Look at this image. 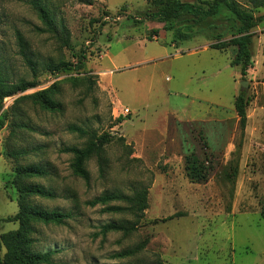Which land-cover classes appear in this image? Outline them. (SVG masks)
<instances>
[{
	"label": "rangeland",
	"instance_id": "rangeland-1",
	"mask_svg": "<svg viewBox=\"0 0 264 264\" xmlns=\"http://www.w3.org/2000/svg\"><path fill=\"white\" fill-rule=\"evenodd\" d=\"M33 1L53 15L56 33L46 30ZM147 1L0 0L1 76L34 83L0 108V233L18 226L8 221L18 210L15 167L39 164L48 174L26 182L56 196L29 202L71 215L58 225L34 224L33 249L56 251L50 264H264V8L239 2L256 19L251 65L241 75L239 65H230L235 46L209 47L242 25L224 4L194 26L184 23L181 31L190 36L179 38L146 17ZM25 57L35 62V74ZM60 61L69 66L45 69ZM47 88L53 110L35 101ZM241 91L242 134L234 109ZM125 107L130 113L118 118ZM102 135L107 141L84 164L86 182L62 149ZM11 151L24 153L13 158ZM140 187L147 188L148 207L137 229L101 234L102 224L136 218L87 202ZM141 242V252L111 257Z\"/></svg>",
	"mask_w": 264,
	"mask_h": 264
},
{
	"label": "trees",
	"instance_id": "trees-1",
	"mask_svg": "<svg viewBox=\"0 0 264 264\" xmlns=\"http://www.w3.org/2000/svg\"><path fill=\"white\" fill-rule=\"evenodd\" d=\"M82 4L90 5L92 0H78ZM198 3H189L180 0H148V9L146 17L152 20H158L163 23L164 30H175L179 38H188L190 33L181 31L182 25L187 22L190 26L208 18L217 13L218 7L224 4L228 10L233 12L242 22L236 33L228 40L221 41L218 35V42L212 43L209 47L214 49H222L231 44L236 47V52L231 59V66H240L241 75H245L248 67L251 65V37L250 29L256 25V19L252 14L242 9L240 0H197ZM251 9L264 8V0H246ZM33 6L37 11L39 18L45 25L46 30L56 33L57 27L53 15L41 5L38 1H33ZM186 15L190 17L187 19ZM264 17V15L262 16ZM63 43L67 44V40L63 37ZM22 54L25 52L22 49ZM264 54V52H263ZM84 55L79 57L80 62L84 59ZM25 62L29 66L33 74H35V62L25 57ZM69 66L65 62L52 63L45 65V69L49 71H60ZM34 83L19 80L14 83L6 82L0 73V108L3 101L7 97L16 95L30 87ZM52 88L43 89L35 95V101L46 109L53 110L56 102L51 99ZM247 98L245 93L241 91L234 99V109L239 118V127L241 134L244 131L247 121L246 115ZM120 117V116H119ZM118 117V118H119ZM70 130L81 132L78 127L70 126ZM107 141V137L102 135L97 141L89 142L83 148L64 147L63 152H70L73 155L71 169L75 175L82 177L86 182L89 175L84 164L86 160L95 152L99 151L103 144ZM241 146V141L237 145V150ZM236 150V151H237ZM24 151H11L10 157L17 158ZM192 175L197 174L195 163L189 165ZM236 166L233 167V175L236 173ZM48 174V170L39 164L17 165L15 167L12 183L17 191V212L8 218V221H16L18 226L14 230L0 233V264H50L55 250L36 251L33 249L35 239L32 237L34 233V224H62L71 215L60 210H46L29 202L30 197H40L43 199H52L56 195L52 190L45 188L40 184L28 183L26 180L36 177H44ZM226 178H230L232 174L224 172ZM90 206L101 205V211L111 214H132L136 220H119L110 221L100 226V233L122 232L124 234L132 233L137 229L138 221L143 216L144 211L148 207L147 188L140 187L132 191L131 194L121 192H106L94 197L87 202ZM260 213L264 216V200L260 206ZM175 213L171 217L178 216ZM145 243L141 242L132 248L124 249L114 253L112 258H127L142 251ZM155 264H162L157 260Z\"/></svg>",
	"mask_w": 264,
	"mask_h": 264
},
{
	"label": "built area",
	"instance_id": "built-area-1",
	"mask_svg": "<svg viewBox=\"0 0 264 264\" xmlns=\"http://www.w3.org/2000/svg\"><path fill=\"white\" fill-rule=\"evenodd\" d=\"M129 113L130 112H129L128 108L125 107L123 110H121V113H119V115H117V117H119V116H126Z\"/></svg>",
	"mask_w": 264,
	"mask_h": 264
}]
</instances>
